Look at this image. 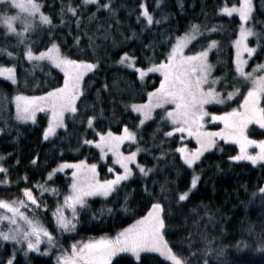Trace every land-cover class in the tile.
Returning a JSON list of instances; mask_svg holds the SVG:
<instances>
[{
	"label": "trees",
	"instance_id": "trees-1",
	"mask_svg": "<svg viewBox=\"0 0 264 264\" xmlns=\"http://www.w3.org/2000/svg\"><path fill=\"white\" fill-rule=\"evenodd\" d=\"M99 2L104 3L105 0ZM141 2L153 15L154 21H160L158 24L147 25L143 18L137 20ZM239 2L240 0H160L158 5L157 0H113L116 13L112 16L106 10H97L94 4L85 5L82 0H71L74 6L81 7V11L77 13L81 22L77 27L73 14L67 12L69 0H39L42 11L51 17L52 25H36L27 32L24 43L18 44V38L7 33L4 26L0 25V50L7 49L16 54L13 58L0 51V66H14L17 77L15 84L0 77V129H3L0 131V156L3 157L0 163L7 169L9 181L6 185L0 184V198H21V189H32L38 183L60 192L66 191L71 181L69 172L58 173L47 180L48 173L63 161L84 160L90 164L96 163L100 177L109 179L113 175L108 170L110 160L101 161L99 150L82 141L97 139V133L102 131L111 130L119 134L124 125H127L129 129L136 131L137 140L127 143L125 151H134L139 143L147 151L137 153L136 163L153 167V172L142 178L135 165L133 166V176L129 178L127 185V189L132 190L127 202L128 210L120 207L123 192L117 202L108 197L90 198L87 203L92 212L106 204L113 212H105L100 219H93L91 213L80 211L74 233L65 240L114 234L126 228L146 215L151 206L148 196L141 195L143 186L147 184L153 193H159L160 185L167 182L168 201H162L167 213L164 237L174 253L182 258L187 257L192 264H200L202 259H207L208 264H264V247L258 246L257 240V237L264 235V205L254 206L250 200V193L264 184V162L253 165L247 160L230 161L228 157L238 154L239 146L219 141L192 167L187 166L176 149L181 143L194 148L196 144L193 139L186 134L182 142L179 134L165 139L162 132L157 131V126L159 124L163 131H168L170 125L160 121L161 110H156L152 118L139 124L140 115L130 109L131 104L147 100L146 93L159 85L160 74L148 73L142 81L135 68L117 63L124 52L136 57L134 63L137 67H146L147 58L158 63L163 58L160 53L168 50V42L174 43L176 37L183 35L192 23H196L201 25V30L204 25L217 26L216 32L209 39L218 41L219 51L211 49L208 60L214 65L213 75L228 73L231 76L234 72L233 58L236 55L233 41L239 35L241 21L237 14L228 15L219 9ZM252 2L254 15L247 25L255 32L264 33V0ZM62 8L64 23H61L60 17ZM12 10L14 8H9L8 13ZM91 13L95 15L89 18ZM76 36L80 37L79 42L74 40ZM90 36L94 38L92 46L88 43ZM50 40L59 44L63 54L73 59H89L97 67L83 79L82 95L76 102L79 115L71 113L66 116L65 127L59 129L52 138L44 139L43 130L47 126L48 117L39 113L35 123L17 121L12 98L17 94L41 95V91H47L63 82V73L47 61H40L38 66L33 67L36 62L28 61L23 56L26 45L33 52H38ZM150 42L156 45L155 49L146 47ZM194 43L195 41L190 42L187 53ZM203 43L204 41H200V44ZM248 45L256 46L254 36L248 37ZM195 50H200L199 45ZM218 58L220 63L217 62ZM142 59H145V63H138ZM259 63H264V52L257 47L248 64L252 67ZM245 84L246 82H237L236 86L241 91H246ZM240 100L242 96L237 94L232 105H238ZM210 109L220 112L228 110L227 107L215 106ZM86 116H96L92 126L87 125ZM262 132L264 129H258L253 124L249 127L252 138H264ZM162 150L168 155L157 159ZM195 173L199 177L196 187L189 192L186 201H178V194L190 187L191 177ZM4 176L0 172V180ZM39 199L46 205L42 218L49 223L51 220L48 212L53 208V198L44 193ZM208 216H211V220ZM209 240L213 251L205 257L203 252L206 241ZM12 247V243L8 241L0 242V259H7ZM221 248L223 253L217 257ZM190 251L196 253L197 259L192 260ZM141 261L142 264H172L154 252L142 253ZM15 264L57 262L53 255L29 251L27 256L23 252H16ZM113 264H137V261L127 254H121L113 259Z\"/></svg>",
	"mask_w": 264,
	"mask_h": 264
},
{
	"label": "snow or ice",
	"instance_id": "snow-or-ice-1",
	"mask_svg": "<svg viewBox=\"0 0 264 264\" xmlns=\"http://www.w3.org/2000/svg\"><path fill=\"white\" fill-rule=\"evenodd\" d=\"M82 2L85 5L94 4L97 10L103 9L115 16L116 8L113 5V0H105L104 3H100L99 0H82ZM159 3L160 0H157L158 5ZM0 6L4 8L0 12V25L4 26L7 33L14 34L18 38V44L26 41L25 33L36 27V21L40 25H52L51 17L41 11L39 0H0ZM66 7L67 12L73 14L77 27H79L81 21L77 13L81 11L80 5L74 6L69 0ZM9 8L16 10L14 14L8 13ZM139 8L141 11L136 17L137 20L143 18L147 25L160 22L159 20L154 21L153 15L143 2L139 4ZM219 11L228 13V15L237 13L241 21L239 35L233 41L236 55L233 58L234 72L231 76L228 73H222L220 76L213 75L214 65L208 60L211 49L215 48L219 51L218 41L209 39V36L216 32L217 26L204 25L201 30V25L196 23H192L183 36L176 37L174 43L168 42V50L160 53L163 58L158 63L147 58L146 67H137V64L134 63L136 57L130 56L128 52H124L120 60L117 61V63L135 68L142 81L148 73H160L159 85L147 91V100L144 103L131 104L130 107L133 111L141 114L139 124H143L151 117L154 109L160 108V121L170 125L168 131H163L159 124L157 126V131L162 132L165 139L179 134L182 142L185 133L194 137L198 144L196 149L187 150V146L183 143L176 149L185 164L190 167L195 161L200 160L206 150L216 145V138L233 140L239 145V153L228 157L230 161L247 160L251 161L253 165L258 161H264V138L254 139L248 134L250 124L258 125L260 129H264V63L255 64L251 71H245L243 66L248 61L242 55L247 53L248 56H252L257 47L261 49V52H264V33L255 32L251 26H245L243 23L249 21L254 15L252 0H240L238 4L222 7ZM94 15L95 13H91L89 18ZM63 16L64 9L62 8L61 23H64ZM164 18L166 19V17ZM17 22L20 25L19 29L16 27ZM133 34L135 35V33ZM249 36L256 38V46L248 45L247 37ZM79 39V36L74 38L76 42H79ZM192 41L195 43L189 49L190 54H185V47ZM200 41H204V43L200 44ZM88 43L89 46H92L94 38L90 36ZM197 45L200 50H195ZM146 47L155 49L156 45L150 42ZM0 51L5 52L9 57L14 58L16 55L13 52H8L7 49ZM23 56L28 61L36 62L33 67L38 66L40 61H47L63 72V82L47 91H41V95L31 97L17 95L15 97L18 101L16 108V119L18 120L35 121L38 111L49 112L48 123L43 130V138L48 139L56 134L57 128L65 127L66 112L79 115L76 101L82 95L81 82L85 73L95 69L97 64L89 59L70 58L61 52L60 46L55 40H50V43L38 52H33L26 45ZM217 62L220 63L219 58ZM138 63H145V59ZM257 70L260 72L259 75L256 74ZM0 76H6L12 83H17L14 66H0ZM237 82H247L244 85L246 91H241L240 87L236 86ZM218 83L220 84L219 91L217 90ZM237 94L242 96V100L236 107H229L227 111L220 113L207 111L206 105L212 103L223 105L226 101H231V98ZM19 101H24V103L21 104ZM169 104L173 106L166 107ZM207 117L214 121H222L224 126L215 130L205 128ZM85 119L87 125L92 126L96 116H86ZM137 131H139V125H137ZM97 135L99 139H84L82 143L94 144L100 150L101 159L108 152L112 153L115 164L119 165L122 171H116L114 167L109 166V172L113 173L112 178L99 180L96 179V163L87 164L84 160H79L72 163L63 161L58 165V169L61 171L64 168L73 169L71 172L72 182L68 185L70 192L64 196V204L61 205L58 202L57 208L52 213L56 219V227L61 231L75 230L80 211L91 213L93 219H100L105 212H113V209L107 204L97 209L96 212H92L87 203L88 197L100 195L117 202L123 192V203L120 204V207L128 210L127 202L132 190L127 189V185L130 182L129 178L133 176V168L130 167V164L136 162L137 153L147 150L137 143L134 151L130 150L127 153L120 151V145L124 141L137 140L136 131L129 129L127 125H124L123 131L119 134L108 130L99 132ZM261 135L264 136V132ZM251 145L257 146L259 150L249 153L248 148ZM167 155L168 153L162 150L156 158L159 159V157ZM0 160H3L2 156H0ZM33 162H35V157ZM135 168L142 178L148 177V174L153 172V167H146L140 163H135ZM55 171V169L50 171L48 176L51 177ZM0 172L5 174L4 179L0 180V184H8L7 169L2 163H0ZM24 179L27 178L24 177ZM198 179V175L193 174L190 187L178 194V201H186L189 192L196 187ZM153 183H157V181H153ZM166 183L160 185L159 193H153L147 184L143 186L141 195L146 194L151 202L146 215L117 232L114 237H101L81 245L73 244L70 254L65 252L57 257L58 264H113V257L118 256L119 253H131L137 264H142L141 254L147 252L158 253L161 257L171 261L172 264H192V261L187 257L182 258L174 253L163 236V231L166 230L165 216L167 213L162 201L167 202L169 197ZM36 187L41 192L50 191L54 194L58 192L55 188L39 183ZM20 191L23 198L13 197L11 200L0 198V209L5 210L0 213V225H4L0 227V242H13L7 259H0V264H15L17 245L20 246L19 250L27 256L30 250L40 252L39 244L42 237L48 240L49 245L54 239L52 233L35 214L27 216L24 211H21V208L25 206L24 198L34 206H40L43 203L42 199L34 196L31 188L25 187ZM257 198L260 203L264 204V185L250 193L252 202H255ZM77 205L80 206L79 209ZM65 206L72 210L70 217L65 216L62 211ZM208 219L211 220V216H208ZM257 240L259 241L258 246L264 247V235L257 237ZM211 243L210 240L206 241V248L203 252L205 257L213 251ZM44 252L47 253L48 248H45ZM222 253L223 249L221 248L217 252V257ZM189 255L192 260L197 259L196 253L190 251ZM200 264H208V260L202 259Z\"/></svg>",
	"mask_w": 264,
	"mask_h": 264
},
{
	"label": "rangeland",
	"instance_id": "rangeland-1",
	"mask_svg": "<svg viewBox=\"0 0 264 264\" xmlns=\"http://www.w3.org/2000/svg\"><path fill=\"white\" fill-rule=\"evenodd\" d=\"M232 6V5H231ZM231 6H227V7H231ZM4 8L3 7H0V10H3ZM16 10L14 9V10H12L11 11V13H9L10 15L11 14H14V12H15ZM41 11H42V9H41ZM226 14H228V13H226ZM232 14H237V13H232ZM238 15V14H237ZM239 16V15H238ZM247 22L248 21H244L243 23L245 24V26H248L247 25ZM36 23V25H40L39 24V22L38 21H36L35 22ZM16 27L19 29V27H20V25H19V23L17 22V24H16ZM27 34V32L25 33V35ZM181 36H183V35H181ZM180 36V37H181ZM247 43H248V37H247ZM190 44V43H189ZM189 44L187 45V47L189 46ZM187 47H185V49H184V52H185V54H189V53H187ZM243 55V57L245 58V59H247V61L249 62V58H250V56H248V54L247 53H243L242 54ZM248 62L243 66L244 67V70L245 71H251L252 70V67H249V64H248ZM54 66V65H53ZM55 67V66H54ZM61 71V70H60ZM62 72V71H61ZM90 72V71H89ZM89 72H86L85 73V75L86 74H88ZM63 73V72H62ZM158 74H160V73H158ZM257 75H259L260 74V72H259V70H257V73H256ZM85 75H84V77H85ZM161 76V75H160ZM0 77H2V78H4V79H7V77L6 76H0ZM84 79V78H83ZM8 80V79H7ZM10 81V80H9ZM82 82H83V80H82ZM82 82H81V86H82ZM245 83V82H244ZM247 83V82H246ZM217 90H218V84H217ZM219 91V90H218ZM222 94V93H221ZM17 95H22V96H24V97H31V96H39V95H23V94H17ZM17 95H15L13 98H12V101H13V105H14V110H15V119H16V108H17V103H18V101L16 100V96ZM223 95V94H222ZM234 97L235 96H233L232 98H231V101H226L225 102V104H223V105H221V104H217V103H212V104H210V105H206V108H207V111L208 112H210V113H212V112H215V113H220V110L218 111V110H212V109H210V107L211 106H215V107H218V108H224V107H227L228 109H229V107H236L237 105H232V101H233V99H234ZM77 102V101H76ZM19 103H21V104H23L24 103V101H19ZM137 104H140V103H137ZM173 105H171V104H169V105H166V107H172ZM130 109L133 111V109L130 107ZM156 110H161L160 108H156V109H154L153 110V113H152V116H153V114H154V112L156 111ZM227 111V110H226ZM133 112H135V111H133ZM221 112H223V111H221ZM39 113H44L48 118H49V112H47V111H38L37 113H36V120H37V117H38V114ZM137 114H139L140 115V118H141V114L140 113H138V112H136ZM69 114H71V113H68V112H66L65 113V118H66V116H68ZM152 116L151 117H149L147 120H145L144 122H146V121H148L150 118H152ZM17 121H19V122H26V123H35L36 122V120L35 121H31V120H29V121H23V120H18V119H16ZM64 124H65V121H64ZM252 124H250L249 125V127L251 126ZM256 128H258L259 129V126L258 125H255V124H253ZM205 128H208V129H213V130H215V129H217V128H221V127H223L224 125H223V122L222 121H214V120H212L210 117H207L206 118V123H205ZM59 129H61V128H57V130H56V133H57V131L59 130ZM186 134V133H185ZM248 134H249V129H248ZM187 135V134H186ZM54 135H52V136H50L49 138H52ZM189 137H191V136H189ZM48 138V139H49ZM192 139H193V141L195 142V144H196V146L194 147V148H190V147H188L187 145V150H194V149H196L197 147H198V144H197V142H196V140H195V138L194 137H191ZM97 139H99V136H98V138ZM255 139V138H254ZM216 140H217V142H216V144L219 142V141H224L225 143H233V144H236V145H238L235 141H233V140H223V139H221V138H216ZM135 141H124L121 145H120V151H122V152H125V153H127L128 151H125V146H126V144L127 143H134ZM93 146L94 147H96L94 144H93ZM239 146V145H238ZM213 148H214V146H213ZM213 148H211V149H213ZM98 149V148H97ZM211 149H208V150H206L205 152H207V151H209V150H211ZM99 150V149H98ZM259 149L257 148V146H255V145H251V146H249V148H248V152L249 153H254V152H256V151H258ZM99 152H100V150H99ZM204 152V153H205ZM203 153V154H204ZM202 154V155H203ZM202 157V156H201ZM110 160V166L111 167H114L115 169H116V171H122V169L120 168V166L119 165H117V164H115V162H114V160H113V158H112V153H110V152H108L107 154H106V156L103 158V159H101V161H107V160ZM197 161H195L194 162V164L196 163ZM259 162H264V161H258L257 163H259ZM69 163H72V162H69ZM87 164H90V163H88V162H86ZM136 163V162H135ZM135 163H133V164H130V167H132L133 168V166L135 165ZM61 164V163H60ZM59 164V165H60ZM193 164V165H194ZM187 165V164H186ZM192 165V166H193ZM188 166V165H187ZM191 166V167H192ZM190 167V166H189ZM56 170L55 172H54V174L51 176V177H49L48 175V177H47V180H49V179H51V178H53L54 177V175H56V174H58V173H65V172H69V176H70V178H71V181H70V184H71V182H72V177H71V172L73 171V169H71V168H64L62 171L61 170H59L58 169V165L55 167V168H53L52 170ZM51 170V171H52ZM96 173H97V175H96V179H99V180H104L103 178H101L100 177V174H99V171H98V166H97V169H96ZM196 175H198L197 173H195ZM110 178H112V177H110ZM109 178V179H110ZM198 182V181H197ZM69 184V185H70ZM264 185V184H263ZM194 189V188H193ZM192 189V190H193ZM32 190V192H33V194H34V196H36L38 199H39V196H41L42 195V197H43V194L44 193H48L52 198H53V202H54V204H53V208L51 209V211L50 212H48V214H49V217H50V222L48 223L46 220H44L42 217H43V214L45 213V211H46V206H44L43 204H41L40 206H34V205H32L31 204V202H28L27 200H26V198H24L25 199V206H23L22 208H21V211H24L25 212V214L27 215V216H32V215H36L38 218H39V220L43 223V225L48 229V231L49 232H51L52 233V235H53V242H52V244L51 245H49V243H48V240L46 239V238H41V241H40V244H39V248H40V252L39 253H41V254H49V255H53V257H54V259H55V261L57 262V264H58V261H57V257L58 256H60V255H63L65 252H67V253H71V248H72V245L73 244H77V245H81V244H83V243H87V242H89V241H91V240H96V239H99V238H101V237H114L116 234H117V232H119V231H121V230H119V231H117V232H115L114 234H104V235H100V236H97V237H92V238H83V239H71V238H69V239H67V241L65 240L66 239V237H68V236H70L71 234H73L74 233V231H61V230H59L57 227H56V219H55V217L53 216V211L57 208V204H58V202L61 204V205H63L64 204V196L65 195H67L69 192H70V189H69V187H68V189L66 190V191H64V192H60L59 190H58V192H57V194H54L53 192H41L40 191V189H38L37 187H36V185H35V187L34 188H32L31 189ZM60 192V193H59ZM96 196H100V195H96ZM96 196H92V197H88L87 198V202H88V200L90 199V198H93V197H96ZM102 197V196H101ZM21 198H23V197H21ZM253 205L254 206H257V205H264V204H262V203H260L259 202V199L257 198L256 199V201L255 202H253ZM77 208L79 209L80 208V206L79 205H77ZM5 210L4 209H0V213H2V212H4ZM62 211H63V213H64V215L65 216H68V217H70L71 216V208H69V207H67V206H65V207H63V209H62ZM43 212V213H42ZM41 214H42V216H41ZM78 217H79V214H78ZM78 217H77V219H78ZM263 219H264V216H263ZM6 223V222H5ZM77 225V224H76ZM4 225H0V227H3ZM128 227V226H127ZM124 229V228H123ZM163 236H164V231H163ZM164 239H165V237H164ZM166 240V239H165ZM8 242H10V243H12V245H13V242H11V241H8ZM26 246V245H25ZM17 247V252H23V251H21V250H19L20 249V246H16ZM45 248H48V252L47 253H45L44 252V249ZM30 251H35V250H30ZM36 252V251H35ZM121 254H127V255H129V256H131V257H133V258H135L131 253H119L118 255H121ZM158 254V253H157ZM159 255V254H158ZM117 257V256H116ZM115 257H113V259H114ZM164 259H166L167 260V258H165V257H163ZM169 262H171V261H169ZM172 263V262H171Z\"/></svg>",
	"mask_w": 264,
	"mask_h": 264
}]
</instances>
